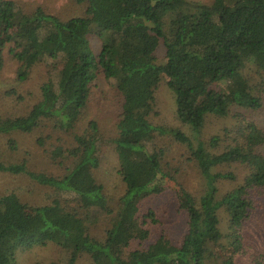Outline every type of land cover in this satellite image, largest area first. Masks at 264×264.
Masks as SVG:
<instances>
[{
  "label": "trees",
  "instance_id": "16d2710c",
  "mask_svg": "<svg viewBox=\"0 0 264 264\" xmlns=\"http://www.w3.org/2000/svg\"><path fill=\"white\" fill-rule=\"evenodd\" d=\"M76 2L86 6L85 15L62 20L41 7L27 12L13 0H0V72L8 47L20 81L27 80L34 66L51 64L41 100L25 116H0V134H29L45 122L75 133L102 75L123 99L118 134L111 143L126 192L114 213L94 175L106 142L96 121L83 134H74L76 146L67 156L75 162L62 177L31 172L26 162L0 163V171L25 174L59 194L73 195L87 214H115L105 239L99 240L90 235L85 217L59 200L32 208L14 193L2 196L0 264H16L19 249L48 242L69 251L67 264H76L84 254L92 264H264V130L234 115V128L208 142L199 139L209 116L227 118L236 107L255 112L264 106V0ZM91 35L101 41L100 55ZM161 43L165 62L158 64ZM250 67L262 78L257 85L245 74ZM163 77L175 96L177 116L192 129L196 144L183 132L149 120ZM164 135L188 147L205 191L197 200L176 185L188 216L181 243L161 234L134 249V243L150 238L147 219L156 222L153 211L141 212V202L168 187L162 164L166 151L154 143ZM62 154L57 149L54 156ZM233 165L245 168L247 176L221 194L219 184L237 178L219 169ZM257 236L261 246L252 244Z\"/></svg>",
  "mask_w": 264,
  "mask_h": 264
},
{
  "label": "rangeland",
  "instance_id": "374dc122",
  "mask_svg": "<svg viewBox=\"0 0 264 264\" xmlns=\"http://www.w3.org/2000/svg\"><path fill=\"white\" fill-rule=\"evenodd\" d=\"M27 12L41 7L46 13L55 15L62 20L77 16H84L86 6L79 5L76 0H13ZM204 4H211L213 0H193ZM90 42L97 55L101 52V41L91 35ZM157 63L165 62V50L161 43L156 53ZM5 65L0 72V116L22 117L41 100V86L47 82L51 74L50 62H42L34 66L26 81L18 79V63L9 55V47L4 50ZM254 85L262 78L252 67L245 71ZM113 82L107 81L102 75L92 88V98L77 125L75 133L56 129L54 122H45L32 133L12 132L0 134V163L4 165L26 162L28 170L62 177L73 166L75 160L69 159L67 151L74 148V134H83L90 121H96L102 137L106 140L101 147L100 167L94 171L95 178L104 187L109 206L114 211L119 207V200L126 192V185L119 174V162L111 141L118 134L117 124L121 115L122 97L113 87ZM156 104L154 113L149 120L154 126L179 130L186 134L193 142L197 138L192 129L184 125L177 116L176 102L173 92L167 85V78L163 77L155 93ZM241 115L264 130V106L255 112L241 108H234L233 114L227 118L209 116L202 130L200 140L208 142L213 136L222 134L226 129L234 128L237 116ZM157 147L165 150L163 170L169 180L166 191L161 195L151 196L141 202V212L155 213L156 222L149 223L150 238L143 244L137 242L132 248H144L152 244L161 234L167 235L175 244L181 243L187 231V213L183 201L178 197L176 185H182L195 199L199 200L204 194L205 186L200 170L195 162L190 160V151L186 145L175 141L170 135L157 136L154 140ZM57 149H62L61 156H54ZM219 171L232 172L236 181H225L219 184L221 194L239 186L247 176V170L237 165L222 167ZM170 184V186H169ZM16 194L20 201L29 207L37 208L50 205L59 200L70 209H76L84 218L90 230V235L104 240L107 231L112 227L114 215H108L100 210L85 213L79 209L75 197L71 194H59L53 188L43 186L25 174H14L0 171V197ZM221 219L226 220L221 212ZM262 239L257 236L253 245L261 246ZM225 244V242H223ZM16 264H67L70 253L53 243H45L21 248L15 256ZM76 264H92L90 258L81 255Z\"/></svg>",
  "mask_w": 264,
  "mask_h": 264
}]
</instances>
